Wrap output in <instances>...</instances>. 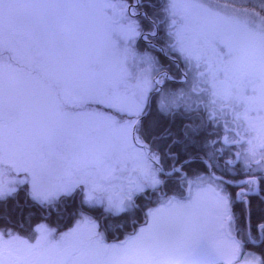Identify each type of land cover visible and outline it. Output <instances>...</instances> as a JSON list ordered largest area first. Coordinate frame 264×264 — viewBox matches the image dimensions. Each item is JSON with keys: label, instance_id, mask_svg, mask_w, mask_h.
I'll use <instances>...</instances> for the list:
<instances>
[{"label": "snow or ice", "instance_id": "6c2138e0", "mask_svg": "<svg viewBox=\"0 0 264 264\" xmlns=\"http://www.w3.org/2000/svg\"><path fill=\"white\" fill-rule=\"evenodd\" d=\"M0 264H264V0H0Z\"/></svg>", "mask_w": 264, "mask_h": 264}, {"label": "trees", "instance_id": "16d2710c", "mask_svg": "<svg viewBox=\"0 0 264 264\" xmlns=\"http://www.w3.org/2000/svg\"><path fill=\"white\" fill-rule=\"evenodd\" d=\"M219 131H220V134H222L223 132V129L222 127L219 128ZM235 150V147H232L231 149H229L228 146H225V151L223 153L220 154V157H219V160H218V163H219V167L223 170L225 167H227L226 165V161H225V157H228V156H233L234 154V151ZM36 222H39V219L37 218V221Z\"/></svg>", "mask_w": 264, "mask_h": 264}, {"label": "flooded vegetation", "instance_id": "af4514ba", "mask_svg": "<svg viewBox=\"0 0 264 264\" xmlns=\"http://www.w3.org/2000/svg\"><path fill=\"white\" fill-rule=\"evenodd\" d=\"M234 152H235V150H233ZM233 156H234V154H233ZM232 158V157H231ZM230 157H225L224 159H225V161L227 162L229 159H231Z\"/></svg>", "mask_w": 264, "mask_h": 264}, {"label": "rangeland", "instance_id": "374dc122", "mask_svg": "<svg viewBox=\"0 0 264 264\" xmlns=\"http://www.w3.org/2000/svg\"><path fill=\"white\" fill-rule=\"evenodd\" d=\"M205 99H207V97H205ZM222 123H223V121H221V124H222ZM222 129H223V128H222ZM223 134H224V133L222 132L221 135H223ZM235 150H236V148H235ZM228 157H230V158L232 157V158H233V156H228ZM232 158H231V159H232Z\"/></svg>", "mask_w": 264, "mask_h": 264}]
</instances>
